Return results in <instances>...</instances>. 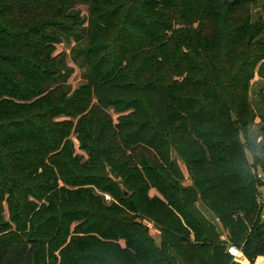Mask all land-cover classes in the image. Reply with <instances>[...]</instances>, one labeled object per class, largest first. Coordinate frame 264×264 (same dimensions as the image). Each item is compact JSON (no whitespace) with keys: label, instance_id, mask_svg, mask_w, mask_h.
<instances>
[{"label":"trees","instance_id":"trees-1","mask_svg":"<svg viewBox=\"0 0 264 264\" xmlns=\"http://www.w3.org/2000/svg\"><path fill=\"white\" fill-rule=\"evenodd\" d=\"M249 1L108 0L99 7L90 0L84 26L76 0H0V96L48 97L36 112L0 109V264H264V196L245 154L250 145L241 139L246 92L260 61L264 69V42L254 45L256 29L238 24ZM49 6L52 17L68 22L52 21ZM122 10L115 58L100 53L104 45H89L100 25L91 21ZM19 19L31 26L12 35ZM71 38L72 59L88 68L86 83L72 93L65 54L49 56V40ZM124 54L143 55L144 77L122 70ZM58 89L61 99L50 103ZM81 113L75 122L53 120ZM72 128L85 161L71 156ZM172 148L191 185L182 184ZM253 158L258 164L255 152ZM40 166H48L47 175L33 179ZM115 167L129 173L115 181L106 170ZM41 199L49 205L35 210Z\"/></svg>","mask_w":264,"mask_h":264},{"label":"rangeland","instance_id":"rangeland-1","mask_svg":"<svg viewBox=\"0 0 264 264\" xmlns=\"http://www.w3.org/2000/svg\"><path fill=\"white\" fill-rule=\"evenodd\" d=\"M93 1V0H92ZM108 0H94L95 4H101L99 7H107L111 4L107 2ZM116 1H121V0H116ZM90 0H76L74 3L75 9L80 10V15L85 18V22L83 23L84 26L89 25V17H90V9L91 7L89 6ZM127 7V5H126ZM124 6V8H126ZM54 6H49V8L46 10L47 16L51 18L52 21H58L60 23H67L69 19L66 18V16H58V17H52L54 10ZM239 13L244 14V17L238 22L239 23H244L245 21H248L249 24V30L253 31L256 29V36H254L251 40V42L254 45H258L260 42H264V0H250L249 2H246L244 4V10L239 9ZM125 15V10H122L118 16L111 17L107 19L104 22H101L98 19L93 18L91 21V24H100L98 26V29L95 30L94 34L90 37L89 40V45H104V48H100V53L110 51L111 56H114L115 58L118 57L119 52H120V44L122 41H115V35L118 34L119 27L121 24V21L123 20V16ZM33 20L32 16L28 18V20ZM19 22L21 19L18 20ZM111 24L109 26L107 23ZM236 25V24H235ZM31 25L29 23H24V22H16L14 24L15 28L10 29L11 34H15L20 31H24L25 29H28ZM197 26V22L193 24V27ZM104 28V29H100ZM140 33L141 30H139ZM247 37V40H246ZM249 36H244L243 37V43L245 41H248ZM113 41L111 48L109 49V44ZM51 47L49 48V56L53 57L58 55L59 53L65 54V62L68 67H71L72 73L68 77L66 83L70 86L71 88V93L74 92L77 89H80L82 85L86 83V79L84 77V74L88 71V68L85 67L84 65L80 64V62H76L72 59L73 51L72 49L77 45L75 41L71 38L69 40L65 39H59L58 40H49ZM256 43V44H255ZM85 43H80V46H84ZM256 45V46H257ZM47 49V48H46ZM146 51V49H145ZM100 55V54H98ZM130 55V54H129ZM28 59H32L30 55H28ZM143 55H139L136 58H133L132 56L128 57V54H124V56L121 59L122 66L124 67L122 70L126 73L132 74V76L137 75L139 77H144L143 75H139L138 73V68L142 64L143 61ZM20 63V62H18ZM18 63H14L13 65H9L10 68L12 66L16 68ZM19 72V69H16ZM264 69L261 65V61L255 66L254 68V77L251 79L250 84L248 86V90L246 92V96L248 97V102H249V107L246 110V113L243 115V118L247 121V123L241 127L244 131V135L241 136L242 141H245L244 137L247 140V143L250 145L251 150L246 148V157L249 163H252V169L253 172L256 174V177L259 179L257 189L260 193V197L262 198L264 196ZM23 77V72L16 74L15 75V81L21 80ZM26 80L24 81L27 85H31L29 83V78H25ZM140 79V78H139ZM22 83V82H20ZM6 89V88H4ZM5 91V90H4ZM46 93H41V94H33V96L24 99L19 96H9V95H2L0 96V109L4 111L7 107H14L17 109V114H22L24 112L27 113H32L36 112L38 110H41L42 106L45 104V102L48 101V97H44ZM62 97V92L60 89H58L55 93V97L52 99V102L50 103H57ZM45 98V102H42L41 99ZM1 100H3L1 102ZM84 113H81L77 115L75 118H69L65 115H57L53 117L54 121H60L64 119H72L74 122L80 117L83 116ZM250 114V115H249ZM233 118H236L234 114ZM249 115V116H248ZM20 116V115H19ZM176 135V136H175ZM173 137L176 138L177 140L179 137H177L178 134H175ZM67 139L72 142L74 151L71 154V156H77L80 155L81 161H85L87 159V151L83 149L81 146H79L78 139L76 137V133L73 132V128L71 129V132L67 136ZM85 141V140H84ZM175 143V142H172ZM253 152L257 154L258 158V164H254V158H253ZM52 152L48 153V156ZM171 156L177 160L179 164V168L181 172L183 173V179L182 184L183 185H191L192 180L190 174H188V170L184 164V162L177 156V153L173 148L171 149ZM49 164L51 166V162L49 158L47 157L44 160V165ZM44 167V166H43ZM43 167H37L36 170L32 171V178L36 179L38 177V174H45L47 175V171L49 170L48 166L45 168ZM114 169V170H113ZM113 169L106 168L108 175L111 176L115 181H120L124 179V177L129 173L128 169H122L121 168L115 167ZM141 169V167L139 168ZM44 172V173H43ZM60 185H63L59 181ZM95 193L101 194L105 200L110 201L111 197L103 192L98 191L97 189H94ZM151 195V192H150ZM28 200L33 201V197H29ZM259 201H262V199H259ZM42 203H45L44 206L49 205V201H45L43 199L38 200L36 203L35 210L41 206ZM197 205L205 211V208L203 207L202 203L200 201H197ZM49 211L51 209L48 208ZM207 213L206 216L209 217V212L206 210ZM8 214L9 212L6 209V212L4 214V219H8ZM259 216L263 220L264 219V206H260L259 210ZM214 224H216L219 227L217 217L213 219ZM145 223H151L150 220L147 219ZM151 235L159 240V231L155 227H149ZM223 235H225V232H222ZM230 245V244H229ZM56 253V252H55ZM54 253V254H55Z\"/></svg>","mask_w":264,"mask_h":264},{"label":"built area","instance_id":"built-area-1","mask_svg":"<svg viewBox=\"0 0 264 264\" xmlns=\"http://www.w3.org/2000/svg\"><path fill=\"white\" fill-rule=\"evenodd\" d=\"M227 252L232 256H236L239 253V250L235 245L230 244L227 246Z\"/></svg>","mask_w":264,"mask_h":264},{"label":"crops","instance_id":"crops-1","mask_svg":"<svg viewBox=\"0 0 264 264\" xmlns=\"http://www.w3.org/2000/svg\"><path fill=\"white\" fill-rule=\"evenodd\" d=\"M172 159H174L172 156H171ZM176 160V159H175ZM177 161V160H176ZM178 163V162H177ZM151 192V195H159V193L154 189V188H151L149 190V193ZM147 226L148 227H154L152 223H147ZM155 239V238H154ZM156 242H159L158 239H155Z\"/></svg>","mask_w":264,"mask_h":264},{"label":"water","instance_id":"water-1","mask_svg":"<svg viewBox=\"0 0 264 264\" xmlns=\"http://www.w3.org/2000/svg\"><path fill=\"white\" fill-rule=\"evenodd\" d=\"M120 186H121V189H122L124 195H126L128 193L127 190L122 185H120Z\"/></svg>","mask_w":264,"mask_h":264}]
</instances>
